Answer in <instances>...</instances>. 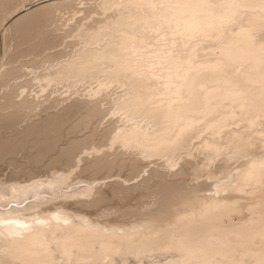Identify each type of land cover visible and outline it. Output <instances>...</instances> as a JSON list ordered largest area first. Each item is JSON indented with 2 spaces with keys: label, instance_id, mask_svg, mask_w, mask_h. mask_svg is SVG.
<instances>
[{
  "label": "bare ground",
  "instance_id": "1",
  "mask_svg": "<svg viewBox=\"0 0 264 264\" xmlns=\"http://www.w3.org/2000/svg\"><path fill=\"white\" fill-rule=\"evenodd\" d=\"M35 1L0 0V264H264V0Z\"/></svg>",
  "mask_w": 264,
  "mask_h": 264
},
{
  "label": "rangeland",
  "instance_id": "2",
  "mask_svg": "<svg viewBox=\"0 0 264 264\" xmlns=\"http://www.w3.org/2000/svg\"><path fill=\"white\" fill-rule=\"evenodd\" d=\"M39 1H41V2H43L42 0H39ZM39 1H35L37 4H39V3H41V2H39ZM71 4H75L76 3V5L77 6H81L83 3H85V4H87V3H90L92 6H94V0H83V2H82V0H68ZM67 1V2H68ZM74 1H76V2H74ZM79 1H81V3L79 2ZM33 3V4H27L26 3V7H25V9H28L29 7H32V6H34V4L36 5V3ZM64 3V4H62V6H65V4H69L70 5V3ZM237 3H239L240 4V2L238 1ZM28 6V7H27ZM62 6H60V8H64V7H62ZM66 6H68V5H66ZM90 6V5H89ZM82 8V10L84 9V11L85 12H81L80 13V15L81 14H86L87 13V11H89V7L87 6V8H88V10L86 11V8H85V5L84 6H82L81 7ZM94 11H93V10ZM97 9V8H96ZM90 10H92V11H90V12H88V13H93V12H95V8L94 7H90ZM65 11L67 12L68 11V9H66L65 8ZM87 13V14H88ZM211 15H214V14H212V13H210ZM68 15V13L66 14V17H68L67 16ZM81 16H84V15H81ZM81 16H79V17H81ZM87 16V15H86ZM69 17H71V15L69 16ZM68 17V18H69ZM85 17V16H84ZM231 22H233V21H231ZM156 24H159V25H156V27H159V29H154V31H153V34H154V36L157 38V40L159 39V40H162V42H164V41H166L167 39H169V38H178L179 36V34H183V33H185V26L183 25V19L182 18H178V17H171V18H169V19H164V20H162V21H160L159 23H156ZM207 28H208V31H207V33L205 34V36L206 37H210V38H212V39H224V38H226V33L224 32L225 31V28L224 27H219L218 26V24L217 23H215V21H211V22H209L208 24H207ZM75 28H71V29H69V31L70 30H74ZM68 31V32H69ZM71 32V31H70ZM69 32V33H70ZM75 33H76V31H73V32H71V34H72V36H71V38L72 37H74L73 36V34L75 35ZM19 34V33H18ZM17 34V35H18ZM20 35V34H19ZM17 36V37H19L20 38V36ZM264 36V30H263V28H259L258 30H257V32H256V37L257 38H261V37H263ZM15 39H16V37H15ZM11 44H14V43H11ZM12 46V45H11ZM174 47H179V46H177V45H173ZM13 47V46H12ZM152 72V71H151ZM153 73V72H152ZM151 73V74H152ZM148 74H150V71H149V73ZM152 75H154V74H152ZM152 80L154 79V78H152V76L150 77ZM159 78H156V80H158ZM155 80V79H154ZM160 80V79H159ZM164 81V80H163ZM80 85H82V84H80ZM62 86V85H61ZM163 86H166V84L165 83H163ZM169 86V85H168ZM167 87V86H166ZM170 87H172V86H170ZM113 88V87H112ZM114 88L115 89H113V90H117V88L118 87H115L114 86ZM60 92H63V90H64V88L63 87H60ZM257 100H258V102H260V104L262 105L263 104V102H264V94H262L259 98H257ZM254 116H256V117H258L259 119V122H260V126H264V109L263 108H261V112H259L258 114H255ZM220 118V116H218V117H215V118H213L210 122H213V121H215L216 122V124H217V121H218V119ZM71 118L69 119V122H71ZM68 122V121H67ZM65 123V124H67V125H70V123L68 124V123ZM74 122V119H73V121L71 122V123H73ZM232 126V125H231ZM3 130V131H2ZM86 130V129H85ZM84 129L82 130V132L83 131H85ZM4 132V129H1V132L0 133H3ZM79 133V132H78ZM226 138H230V135H227V137ZM31 148V147H30ZM29 147H27L26 149L27 150H29L30 149ZM195 150V149H194ZM194 152H196V151H194ZM20 157V156H19ZM19 157L17 156V158H16V156H15V162H14V159H13V164H15V163H17V164H15L14 166H12L13 164L12 163H10L9 165L11 166V167H13V168H11V169H15L16 168V165H18V164H20V166H21V161H20V163H19ZM21 158V157H20ZM156 159V158H155ZM158 159V158H157ZM20 166H17V168L18 167H20ZM150 166H151V164H150ZM152 166H154L153 164H152ZM151 166V167H152ZM166 166V165H165ZM164 166V168H167V167H165ZM159 167V166H158ZM26 168H27V166H26ZM160 169H163V167H159ZM23 169H24V167H23ZM164 170V169H163ZM166 171V170H165ZM197 170H193V172H196ZM77 172H81V169L79 170V171H77ZM84 173H85V176H87V177H85L84 176ZM196 173H200V172H196ZM99 176V175H98ZM82 177H84L85 179H87V181H91V179L92 178H94L92 175H91V177H90V174L88 173V175H87V172H83V174H82ZM81 177V178H82ZM195 177V176H194ZM84 178L83 179H81V180H84ZM91 178V179H90ZM205 178V177H204ZM89 179V180H88ZM202 180V179H201ZM110 196H111V194H110ZM113 197L111 196L110 198H109V201H110V199L112 200V201H110V202H115V201H117V198H116V200L114 199H112ZM107 201V200H106ZM108 201V202H109ZM105 202V201H104ZM104 202H103V204H104ZM106 203V202H105ZM102 204V203H101ZM110 204V203H109ZM108 203H107V205H109ZM114 204V203H113ZM110 205H112V203L110 204ZM101 206V205H100ZM102 206H105V205H102ZM237 214V213H236ZM179 260H181V258H179L178 259V261Z\"/></svg>",
  "mask_w": 264,
  "mask_h": 264
},
{
  "label": "snow or ice",
  "instance_id": "3",
  "mask_svg": "<svg viewBox=\"0 0 264 264\" xmlns=\"http://www.w3.org/2000/svg\"><path fill=\"white\" fill-rule=\"evenodd\" d=\"M177 6H180V5H177ZM199 6L209 7L210 5H199Z\"/></svg>",
  "mask_w": 264,
  "mask_h": 264
}]
</instances>
